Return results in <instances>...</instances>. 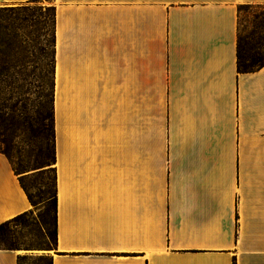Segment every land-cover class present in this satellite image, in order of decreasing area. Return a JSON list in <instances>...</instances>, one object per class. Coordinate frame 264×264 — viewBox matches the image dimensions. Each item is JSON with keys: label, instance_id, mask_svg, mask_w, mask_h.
Here are the masks:
<instances>
[{"label": "crops", "instance_id": "crops-1", "mask_svg": "<svg viewBox=\"0 0 264 264\" xmlns=\"http://www.w3.org/2000/svg\"><path fill=\"white\" fill-rule=\"evenodd\" d=\"M54 9L51 264H264V0H0ZM0 153V226L31 210ZM18 251L0 249V264Z\"/></svg>", "mask_w": 264, "mask_h": 264}, {"label": "rangeland", "instance_id": "rangeland-1", "mask_svg": "<svg viewBox=\"0 0 264 264\" xmlns=\"http://www.w3.org/2000/svg\"><path fill=\"white\" fill-rule=\"evenodd\" d=\"M258 14L264 16V6L238 14L241 36L260 24ZM53 63L52 9L35 2L0 7V153L32 204L28 214L0 228V249L20 252L24 264H49L55 246Z\"/></svg>", "mask_w": 264, "mask_h": 264}, {"label": "trees", "instance_id": "trees-1", "mask_svg": "<svg viewBox=\"0 0 264 264\" xmlns=\"http://www.w3.org/2000/svg\"><path fill=\"white\" fill-rule=\"evenodd\" d=\"M51 8V7H50ZM11 10L13 8H4ZM53 11V18H54V9L51 8ZM243 8L238 10V14L242 11ZM255 21L260 22L258 26L250 33V35L243 34L242 36L237 34V45H236V69L238 73H253L260 70L264 67V16L262 14L255 15ZM54 44V39H53ZM53 102V101H52ZM51 122H52V142H53V157H54V164H55V148H54V127H53V111L51 112ZM16 175V173H14ZM18 176V175H17ZM19 183L22 189L25 192L23 184L21 182V177L18 176ZM55 180L54 179V197H53V205H54V241L56 244V187H55ZM26 194V192H25ZM28 201L31 204V200L29 196L26 194ZM32 206V204H31ZM30 212V211H29ZM27 213H24L20 216L15 217L14 219L10 220L9 222L0 226L3 227L10 222H16L24 217ZM48 258V257H47ZM26 256H18L17 257V264H24L27 261ZM49 264H51L50 259L48 258Z\"/></svg>", "mask_w": 264, "mask_h": 264}]
</instances>
